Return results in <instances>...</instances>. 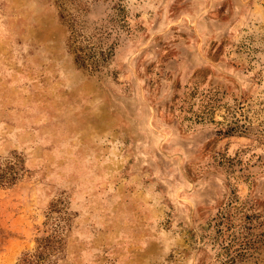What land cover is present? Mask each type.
I'll return each instance as SVG.
<instances>
[{
    "label": "rangeland",
    "instance_id": "obj_1",
    "mask_svg": "<svg viewBox=\"0 0 264 264\" xmlns=\"http://www.w3.org/2000/svg\"><path fill=\"white\" fill-rule=\"evenodd\" d=\"M0 175V264H264V0H0Z\"/></svg>",
    "mask_w": 264,
    "mask_h": 264
},
{
    "label": "trees",
    "instance_id": "obj_2",
    "mask_svg": "<svg viewBox=\"0 0 264 264\" xmlns=\"http://www.w3.org/2000/svg\"><path fill=\"white\" fill-rule=\"evenodd\" d=\"M80 58V57H78ZM85 65V63H83ZM15 181V177L8 179L5 175H0V184H8L13 183ZM49 247H51V241L49 239H44L43 241L39 242L38 251L35 255L27 256L24 258L21 262V264H39L41 261H43L45 258L46 251L49 250Z\"/></svg>",
    "mask_w": 264,
    "mask_h": 264
}]
</instances>
